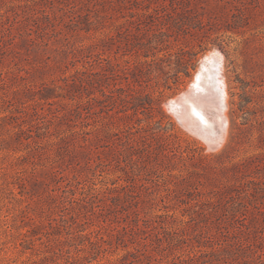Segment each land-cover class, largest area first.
<instances>
[{
  "label": "rangeland",
  "instance_id": "1",
  "mask_svg": "<svg viewBox=\"0 0 264 264\" xmlns=\"http://www.w3.org/2000/svg\"><path fill=\"white\" fill-rule=\"evenodd\" d=\"M213 51L217 149L169 105ZM95 229L75 264H264V0H0V264Z\"/></svg>",
  "mask_w": 264,
  "mask_h": 264
},
{
  "label": "bare ground",
  "instance_id": "2",
  "mask_svg": "<svg viewBox=\"0 0 264 264\" xmlns=\"http://www.w3.org/2000/svg\"><path fill=\"white\" fill-rule=\"evenodd\" d=\"M222 59L215 54V51L207 53V55L203 58V60L201 62L202 66H201L200 70H203V69L206 70V72L204 73V79H203V83H202L203 87H206V86H209L210 84H212L216 90L218 88L222 91V93L224 95V100L226 101V88H225L224 78L222 76V66H223L222 65L223 64ZM200 73H202V72H200ZM195 81H197V74H196V77L193 79L192 83H194ZM190 88H191V86L189 87V89ZM204 90H205L204 92L203 91L198 92L197 97H196V99H194L191 106L179 105V108H176V104L173 103L176 110L180 111L179 117L182 120L183 124L185 126H187L188 129H191L193 131L198 130L197 128H198L199 124H204V125L210 124L208 122V120L203 116L202 112L197 110V106H200V105L203 106L202 102L205 103L204 101H206L208 99V95L206 94L207 91H206V89H204ZM183 94H185V93H183ZM213 97H214V99H212V101H209V102H211L213 104L214 108L216 109V115H214V117H215V120H217V122H215V123L212 122L211 126H212L213 130L215 131L217 129V127L220 125V123L222 124V119L220 121V118H221L220 116L222 115L224 117L223 123L225 124V132H224V136H223V138H224L226 136V128H228V126H227L228 120L226 118V107L221 111V114L219 116L218 112H217L218 107L214 101L216 98V95L214 94ZM173 100H175V99H173ZM197 114L198 115L200 114V118H198ZM201 117L204 118V122H206V123H202ZM198 119H201V123L198 122ZM199 135H200V133H199ZM203 142H205V141H203Z\"/></svg>",
  "mask_w": 264,
  "mask_h": 264
},
{
  "label": "water",
  "instance_id": "3",
  "mask_svg": "<svg viewBox=\"0 0 264 264\" xmlns=\"http://www.w3.org/2000/svg\"><path fill=\"white\" fill-rule=\"evenodd\" d=\"M202 66V63L199 66V70H197V81H195L194 83L191 82V88L186 90L185 94H180L178 95L177 99L175 100H170L169 101V105H172L173 103L176 104V108H179V105L182 106H191L192 102L194 101V99H196L198 92L200 91H205L204 89H206L207 91V95H208V99L210 101H212V99H214L213 95H216L215 98V103L218 107V115L220 116L221 111L226 107V101L224 100V95L222 93V91L220 89L217 88V90L215 89V87L210 84L209 86L203 87L202 83H203V79H204V73L206 72V70H200ZM202 72V73H200ZM196 74L194 77H196ZM212 85V86H211ZM213 97V98H212ZM175 108V109H176ZM198 118H200V114L198 115ZM220 121L222 119V124L220 123V125L217 127L216 129V134L214 137H212L210 139L211 142V147L213 149H217L218 146L220 145L221 141L223 140V136H224V132H225V124L223 123L224 117L221 115L220 116ZM202 123H206L204 122V118H202ZM207 133H205L206 135Z\"/></svg>",
  "mask_w": 264,
  "mask_h": 264
},
{
  "label": "trees",
  "instance_id": "4",
  "mask_svg": "<svg viewBox=\"0 0 264 264\" xmlns=\"http://www.w3.org/2000/svg\"><path fill=\"white\" fill-rule=\"evenodd\" d=\"M63 222H65V225L63 224V226L66 227V220L64 219ZM30 236H32V232L29 233L27 231L23 233L22 242H24L23 244L25 248L31 247L29 246L32 243ZM79 238H81V240L78 243V245L82 244V245H85V247L83 248L77 247L78 248L77 255L74 256L70 254L69 251H67L69 252V254L66 257H64L65 254H63L62 252L63 249H60V252H57V253L55 251V254L57 255L60 254L59 255L60 257L62 256L63 258H65L66 260L65 264H75V261L82 259V258L85 259L87 262H91L92 260L96 259L101 253L106 252L108 250V248L106 247V244L109 243V240L102 233L101 229H95L86 234L79 233ZM84 248L89 249L88 250L89 254L81 257L79 256L78 251L83 250ZM35 263H36V260H33L32 258H27L26 260L23 261V264H35ZM57 264H62V263L58 262ZM111 264H114V262Z\"/></svg>",
  "mask_w": 264,
  "mask_h": 264
}]
</instances>
